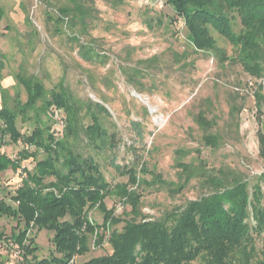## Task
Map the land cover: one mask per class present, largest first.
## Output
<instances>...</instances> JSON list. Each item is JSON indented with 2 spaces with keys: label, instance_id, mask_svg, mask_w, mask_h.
I'll return each mask as SVG.
<instances>
[{
  "label": "trees",
  "instance_id": "1",
  "mask_svg": "<svg viewBox=\"0 0 264 264\" xmlns=\"http://www.w3.org/2000/svg\"><path fill=\"white\" fill-rule=\"evenodd\" d=\"M39 1L52 6L56 0ZM102 1L114 8L126 2ZM162 1L177 17L170 18V24L183 20L187 42L195 54L212 55L222 62L239 64L254 79L264 77V0ZM95 2L64 0L58 5L57 16L48 17L61 33H64L62 27L67 25L85 35L89 22L96 17ZM3 16L0 9V20ZM26 23L32 28L27 35L28 44L32 46L38 31L29 16ZM158 23L162 25L163 21L159 19ZM214 34L233 47V57L219 47ZM68 38L70 42H79L78 35ZM78 46V54L85 62L105 63L94 46ZM4 62L0 55V219H12L17 225L10 236L0 231V264H6L1 255L2 246L14 248L21 258L15 264H191L196 261L264 264V173L251 186L240 175L223 170L215 175L208 173L202 159L186 163L184 159L190 151L178 150L175 166L179 169V183L163 180L145 163L138 170L136 164L117 165L113 158L111 166L127 175L129 181L111 187L95 157L119 147L116 133H111L100 117L109 115L107 108L100 103L85 107L63 82L48 89L43 80L23 69L13 76L16 89L11 95L10 88L2 85ZM135 73V76L143 75L138 70ZM129 77L131 83H135L136 78ZM22 91L26 94L25 101ZM254 100L257 113L264 116V91L258 84ZM53 108L61 110L64 116L65 127L59 137L52 133ZM237 109L232 107L235 113L240 111ZM19 122L27 126L25 132L19 128ZM196 122L206 133L205 145L217 148L219 136L208 133L214 122L205 112L199 113ZM132 124L140 139L143 138L139 124ZM257 137L259 156L264 160V130L258 131ZM19 142L33 149H22ZM10 145L18 148L17 159L12 160L1 151ZM26 161L35 163L31 171L23 166ZM8 170L22 172V183L14 191L1 181V175ZM145 174L152 175L150 182L141 179L140 175ZM196 178L206 190L199 199L190 200L157 219L143 213V196L139 191L143 184L164 186L178 194ZM114 189L121 204L130 208L129 211L125 208L121 215H116V209H108L105 204ZM92 210L103 214L101 225L90 220ZM34 230L54 234V251L48 257L38 255L39 247L31 236ZM92 240L97 247L108 242L112 253L73 263L76 257L88 254Z\"/></svg>",
  "mask_w": 264,
  "mask_h": 264
},
{
  "label": "rangeland",
  "instance_id": "2",
  "mask_svg": "<svg viewBox=\"0 0 264 264\" xmlns=\"http://www.w3.org/2000/svg\"><path fill=\"white\" fill-rule=\"evenodd\" d=\"M146 1L126 0L114 8L96 0V17L89 22L88 33L81 35L67 25L62 27L64 33H61L48 17L57 16L58 5L64 0H56L52 6L39 0H0V9L4 12L0 20V55L5 61L2 85L10 88L14 95L16 81L13 76L23 69L38 76L48 89L63 82L85 107L93 103L105 106L109 115L101 114L100 117L109 131L116 133L119 147L95 157L111 187L129 181L127 175L111 166L113 158L117 165L136 164L138 170L145 163L163 180L179 183V169L175 166L178 150L190 151L184 159L186 163L199 158L206 163V171L210 174L223 170L240 175L254 185L256 178L264 173L257 137L258 131L264 130V116L257 113L255 96L247 94L256 89L255 79L239 64L222 62L212 55L195 54L187 42L183 20L170 24V18L176 17L172 8L162 0ZM27 16L38 31L32 46L28 44L27 35L32 28L26 23ZM69 35H78L79 42H70ZM214 35L219 47L233 57V47ZM85 44L94 46L105 63L82 60L78 45ZM176 54L185 57L177 58ZM135 70L145 76H135ZM129 76L136 78L135 83H131ZM236 87L242 92H237ZM22 100H26L23 91ZM234 106L240 109L238 113L232 111ZM200 112H205L214 122L208 133L219 136L217 148L203 142L206 133L196 122ZM133 122L139 124L143 138L135 132ZM18 126L25 132L24 123L19 122ZM5 149L17 151L18 148L10 145ZM23 166L31 171L35 163L26 161ZM21 174V171L8 170L1 175V181L14 191L22 183ZM140 177L147 182L152 180L150 174ZM202 188L197 178L178 194L164 186L143 184L139 188L143 213L157 219L190 200L199 199L206 191ZM8 202L14 205L9 199ZM105 204L108 209H116V215H121L125 208L130 210L121 204L116 189L105 199ZM89 218L95 224L103 223L99 210L90 211ZM16 225L12 219H0V231L6 236H10ZM31 236L39 247L40 258L54 251L53 233L34 230ZM261 245L259 239L258 247ZM111 253L108 242L97 247L92 240L88 254L76 257V261L81 263ZM1 255L6 264L21 261L14 248L2 246Z\"/></svg>",
  "mask_w": 264,
  "mask_h": 264
},
{
  "label": "built area",
  "instance_id": "3",
  "mask_svg": "<svg viewBox=\"0 0 264 264\" xmlns=\"http://www.w3.org/2000/svg\"><path fill=\"white\" fill-rule=\"evenodd\" d=\"M145 2H147L145 0ZM162 2V1H161ZM160 6H162V4H159ZM260 85L264 91V77L261 78V79H255V85ZM253 85V83H252ZM237 92L241 93V89L240 88H237L235 89ZM255 90L254 89L251 93L249 91H247V94L251 95L252 97L255 96ZM255 99V98H254ZM52 115H53V119H54V128L52 129V133L56 136V137H59L60 135H62L63 131H64V127H65V124H64V116H63V113L61 110L57 109V108H53L52 109ZM18 146L22 149H25V150H32L33 148L31 146H29L28 144H25V143H22V142H19ZM2 152H6L9 157L13 160V159H17V152L16 150H6L5 147L2 148L1 150ZM76 260L73 259V263L75 262Z\"/></svg>",
  "mask_w": 264,
  "mask_h": 264
}]
</instances>
